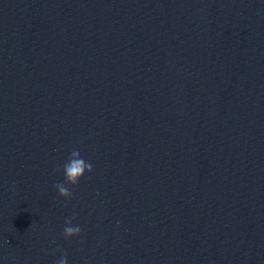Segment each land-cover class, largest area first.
<instances>
[{"label": "water", "instance_id": "1", "mask_svg": "<svg viewBox=\"0 0 264 264\" xmlns=\"http://www.w3.org/2000/svg\"><path fill=\"white\" fill-rule=\"evenodd\" d=\"M61 252L264 264V0H0V264Z\"/></svg>", "mask_w": 264, "mask_h": 264}, {"label": "clouds", "instance_id": "2", "mask_svg": "<svg viewBox=\"0 0 264 264\" xmlns=\"http://www.w3.org/2000/svg\"><path fill=\"white\" fill-rule=\"evenodd\" d=\"M92 165L81 158L78 150H73L68 158V162L63 166L64 183H57L54 185L60 197L70 199L73 195L72 191L66 187V185L76 186L80 179L84 176L85 172H92ZM75 217L65 219V227L63 230L64 238L71 239L75 236H79L81 228L76 225L73 226L72 221ZM56 251H60L57 249ZM56 264H67V255L61 252V257Z\"/></svg>", "mask_w": 264, "mask_h": 264}]
</instances>
